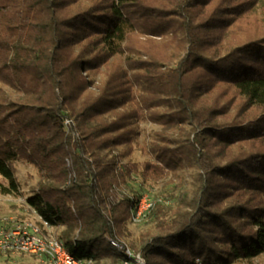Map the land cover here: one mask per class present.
Masks as SVG:
<instances>
[{
    "label": "trees",
    "instance_id": "obj_1",
    "mask_svg": "<svg viewBox=\"0 0 264 264\" xmlns=\"http://www.w3.org/2000/svg\"><path fill=\"white\" fill-rule=\"evenodd\" d=\"M259 2L0 0V193L33 165L25 203L88 264H264ZM141 122L161 127L142 145ZM180 170L187 193L132 238L127 183Z\"/></svg>",
    "mask_w": 264,
    "mask_h": 264
},
{
    "label": "rangeland",
    "instance_id": "obj_2",
    "mask_svg": "<svg viewBox=\"0 0 264 264\" xmlns=\"http://www.w3.org/2000/svg\"><path fill=\"white\" fill-rule=\"evenodd\" d=\"M263 6L264 1L260 0L258 8H255V14L249 15L251 20L261 19L258 16L261 12L259 7ZM258 3H256L257 5ZM256 16V17H255ZM249 18V19H250ZM262 23V20H260ZM244 22V20H243ZM260 26V25H259ZM140 131L137 136L138 142L142 145L148 142L153 131L161 130L158 124L150 122L139 123ZM135 159L141 160L146 157L143 150L136 149L133 152ZM16 176L19 181L20 193L18 194H2L0 193V233L11 231L17 227L38 228L41 232L57 237L63 230L62 226L43 227L39 216L25 203V196L32 193L37 186V174L33 165L17 160L13 162ZM190 175L188 171L180 170L177 176H167L157 182H141L138 178L132 179L127 183V189L135 194L147 195L153 199L162 200L167 205H172L176 198L187 193L190 186ZM0 182L5 184V181L0 178ZM151 218H144L128 224V229L131 231V237L134 238L137 233L150 224ZM104 264H109L108 260H102ZM0 264H51L42 256L30 255L19 251H0ZM241 264H263L261 257H256L251 260H244Z\"/></svg>",
    "mask_w": 264,
    "mask_h": 264
},
{
    "label": "built area",
    "instance_id": "obj_3",
    "mask_svg": "<svg viewBox=\"0 0 264 264\" xmlns=\"http://www.w3.org/2000/svg\"><path fill=\"white\" fill-rule=\"evenodd\" d=\"M155 200L147 195H141L138 205L132 214V222L138 221L146 216L153 207ZM43 227H50L41 220ZM7 238V251H19L30 255L42 256L51 264H88L89 261L75 258L64 246L63 242L57 237L45 234L38 228L26 230L17 227L5 232ZM1 239V241L5 240ZM121 264H145L144 259L139 253L126 251V258ZM194 264H204L196 260Z\"/></svg>",
    "mask_w": 264,
    "mask_h": 264
},
{
    "label": "bare ground",
    "instance_id": "obj_4",
    "mask_svg": "<svg viewBox=\"0 0 264 264\" xmlns=\"http://www.w3.org/2000/svg\"><path fill=\"white\" fill-rule=\"evenodd\" d=\"M3 238H5V232L0 233V251H7V238L1 241Z\"/></svg>",
    "mask_w": 264,
    "mask_h": 264
}]
</instances>
